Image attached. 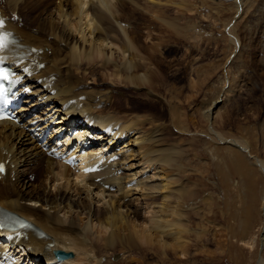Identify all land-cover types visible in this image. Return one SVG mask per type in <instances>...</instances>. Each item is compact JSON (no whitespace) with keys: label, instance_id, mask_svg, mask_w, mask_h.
I'll list each match as a JSON object with an SVG mask.
<instances>
[{"label":"bare ground","instance_id":"obj_1","mask_svg":"<svg viewBox=\"0 0 264 264\" xmlns=\"http://www.w3.org/2000/svg\"><path fill=\"white\" fill-rule=\"evenodd\" d=\"M249 2L0 0V16H8L5 30L22 50L35 49L32 57L44 64L38 71L34 65L32 74L21 80V95L25 86L31 90L25 92L17 121H0V161L8 170L0 177V209L39 230V236L29 234L24 241L29 253H37L43 264H53L57 250L72 253L57 264H150L144 262L146 252L162 260L170 253L186 257L190 209L185 204L198 193L183 158L193 142L188 146L184 138L198 136L203 141L207 136L214 145L234 146L259 168L262 184L255 203L243 202L244 215L235 209L231 216L238 227L243 226L241 232L247 238L232 241L241 240L251 251L260 247L256 264H264V159L252 154L241 138H227L215 129L214 118L220 112L213 109L215 102L199 112L206 129L193 133L188 130L190 117L187 121L186 113L169 108L166 125L177 127L173 131L179 143L166 136L165 127H160L165 122L157 114L128 101L137 97L153 102L162 97L156 91L162 83L161 55L173 41L192 39L187 32L196 16L204 19L211 14L218 20L229 47L236 51L237 23ZM14 13L21 21L9 20ZM152 25L158 26L157 32L149 29ZM13 67L18 71L19 66ZM44 77L54 78V94L43 87L45 81L36 83ZM117 86L127 88L130 95ZM65 105L69 108L64 109ZM68 113L78 117L70 120ZM65 126L72 133L69 150L91 146L80 156L78 167L53 157L58 148L55 137L68 136ZM46 129L50 132L43 146L49 156L39 143ZM67 147V143L61 145V153ZM228 157L233 173H239L235 167L239 155ZM226 180L223 176L222 181ZM258 216L256 239L249 235ZM119 252L117 262L110 260Z\"/></svg>","mask_w":264,"mask_h":264},{"label":"rangeland","instance_id":"obj_2","mask_svg":"<svg viewBox=\"0 0 264 264\" xmlns=\"http://www.w3.org/2000/svg\"><path fill=\"white\" fill-rule=\"evenodd\" d=\"M247 5L245 12L240 15L241 19L239 17V22L237 21L235 32L238 35L239 47L236 51L229 47L228 38L225 37L218 20L211 14L210 16L206 14L205 20L196 16L191 20L196 26L189 27L187 32L192 39L173 41L171 44L174 46H167L169 51L166 50L167 52L161 55L158 74L161 75L159 76L163 84L159 83L157 87H161L156 88V91L158 96L162 97H158L153 102L146 99L140 100L137 97L129 98L130 102L140 103L141 108L146 105L142 108L144 111L148 110L146 112L157 114L165 122L163 127L161 125L160 127L162 129L165 127L166 136L171 135V141L180 143L177 139L178 133L173 131L177 127L175 126L174 129L172 124L167 126L169 124L167 123L168 110L186 113L187 121L189 119L193 121L191 124L189 122L188 127V130L193 133L199 131L200 127L203 130L206 127L200 119L199 112L215 102L213 109L221 112L218 113L217 118H214L215 129L222 131L227 138H241L248 144L252 154L264 159V0H250ZM45 12L46 10L44 14ZM223 18H226V15ZM157 27L152 25L149 29L157 32ZM230 49L236 52L233 53V57ZM116 89L125 90L124 93L130 95L127 88L117 86ZM116 97L120 99L119 95ZM160 101L165 103L161 104ZM164 130L162 133H165ZM188 138L186 136L184 138L185 141H189L188 146L192 142L193 145L187 146L190 152L183 158L188 162H183L190 169L188 173L198 197L196 195V198L193 197L185 204L190 209V228L187 237L189 248L186 257L170 253L162 260L155 257L156 254L152 255L153 252H146L144 262L148 261L150 264H256L260 247L256 245L251 251V248L241 243V240L232 241L233 238L240 236L243 238L244 233L241 232L243 226L240 224L238 227L231 216L235 209H238L242 217L243 202L255 203V195L261 192L262 178L258 166L252 158H246L244 153L234 146L231 147L230 144L214 145L207 136L203 141L200 137L196 140L189 138L191 141ZM231 154L233 157L235 154L239 155L235 163L239 173H233L232 165L228 162L231 157L228 156ZM223 176L227 177L225 183L222 181ZM201 192H203L202 195ZM227 201H231L232 204ZM259 220L258 216L249 237L255 235L257 239L259 236ZM117 254L110 257V260L117 262L120 252Z\"/></svg>","mask_w":264,"mask_h":264},{"label":"water","instance_id":"obj_3","mask_svg":"<svg viewBox=\"0 0 264 264\" xmlns=\"http://www.w3.org/2000/svg\"><path fill=\"white\" fill-rule=\"evenodd\" d=\"M56 254H57V257H58V258L69 257V256L72 255L71 252H64V251H62V250H57V251H56Z\"/></svg>","mask_w":264,"mask_h":264},{"label":"snow or ice","instance_id":"obj_4","mask_svg":"<svg viewBox=\"0 0 264 264\" xmlns=\"http://www.w3.org/2000/svg\"><path fill=\"white\" fill-rule=\"evenodd\" d=\"M3 26V21L2 20H0V27H2ZM3 45H2V43H0V47H2Z\"/></svg>","mask_w":264,"mask_h":264}]
</instances>
